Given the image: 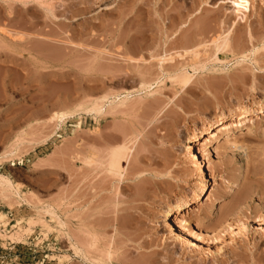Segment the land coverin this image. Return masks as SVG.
<instances>
[{
  "label": "rangeland",
  "instance_id": "obj_1",
  "mask_svg": "<svg viewBox=\"0 0 264 264\" xmlns=\"http://www.w3.org/2000/svg\"><path fill=\"white\" fill-rule=\"evenodd\" d=\"M240 9L0 0V264H264V0Z\"/></svg>",
  "mask_w": 264,
  "mask_h": 264
},
{
  "label": "bare ground",
  "instance_id": "obj_2",
  "mask_svg": "<svg viewBox=\"0 0 264 264\" xmlns=\"http://www.w3.org/2000/svg\"><path fill=\"white\" fill-rule=\"evenodd\" d=\"M247 1L248 0H235V7H239V9L241 8V9H246V3H247ZM240 9V10H241ZM202 32V31H201ZM208 32V31H207ZM3 33V32H2ZM2 33H0L3 37H1V38H4V34H2ZM209 33V32H208ZM207 33V34H208ZM230 31L228 32V33H226L225 32V34L223 35V36H219V37H217V39H215V46H216V48H217V50H220V51H225V50H227L228 49V47H229V41H230ZM208 38H210V36H208ZM207 38V39H208ZM132 39V38H131ZM196 39V38H195ZM6 40V39H5ZM133 40V39H132ZM132 40H130V41H132ZM142 40V39H141ZM143 40H145L144 38H143ZM141 41V42H143V43H141V42H138L137 40V42L138 43H134V44H132V42H131V44H130V42H129V44L130 45H128V47H126V49L125 50H123L122 52L124 53V55L126 54V56H128L129 57V59L131 58L132 59V56H133V58H134V56L135 55H137V54H139V53H142V55H144V52L143 51H146V50H148L149 49V47L150 46H148V45H146L145 43H144V41ZM146 41V40H145ZM197 41V40H196ZM204 41V40H203ZM162 43H168L169 42V45L171 46V44H172V41H169V39L167 38V39H165L164 38V40L163 41H161ZM205 42V41H204ZM182 44V43H181ZM164 45V44H163ZM163 45H161V46H163ZM125 46H127V45H125ZM168 46V45H167ZM118 52H120V51H118ZM123 53H122V55H123ZM119 54V53H118ZM125 56V57H126ZM118 59V58H117ZM121 59V58H120ZM115 60V59H114ZM130 61V60H129ZM185 72V71H184ZM188 73V72H187ZM183 73H181V75H182ZM185 74V73H184ZM189 74V73H188ZM183 75L182 76V78L184 77V76H189V75ZM191 75V74H190ZM191 77H192V75H191ZM191 77L189 78L190 80H191ZM179 78H180V76H179ZM181 78V82H182V80H184V79H186L185 77L182 79ZM187 80V79H186ZM184 83V82H183ZM186 83V82H185ZM190 84V83H189ZM183 85V84H182ZM186 85V84H185ZM184 86V85H183ZM186 86H188V84L186 85ZM262 104V103H261ZM98 106V105H97ZM260 108H261V106L258 108L259 110H260ZM257 109V108H256ZM255 109V110H256ZM259 110H256V111H258L259 112ZM252 111H254V108L253 107H250V108H248V109H242V110H240L238 113H236V116H235V118H231V119H229V120H222V122H220L213 130H211V131H209L207 134H206V138H205V140L204 141H206L208 144H211L212 145V143L214 144V143H217L218 141H219V138H220V136H225L227 139V142L230 144V143H232V144H237V141H238V139H239V136H236V134H235V132H232L231 131V129H232V127L233 126H236V125H238V124H241V119L242 118H246V117H248L251 113H252ZM249 127H251V125L249 126ZM203 141V142H204ZM234 144V145H235ZM201 145V143L199 142V140L198 139H196V140H189L188 142H187V149H188V153H192V156H193V158H192V160L193 161H199V159L200 158H198V156H197V152H196V149H195V147H197V146H200ZM211 146L209 145L208 146V148H210ZM131 148L133 149V147L131 146ZM131 148L130 147H128L125 143L123 144V145H120V146H116V147H114V148H110V149H112V150H110V152L108 153V158H107V160H106V167L108 168V170L109 171H111V172H109V171H107V172H109L110 174L112 173L113 175H114V172H115V175L116 174H118L119 172H120V170H121V168H122V166H121V162L122 161H124L125 162V160H127L128 159V156H129V154H130V152H131ZM211 149V148H210ZM133 153H134V150H133ZM131 157H132V152H131V155H130ZM125 159V160H124ZM128 160H130V159H128ZM107 170V169H106ZM122 174V173H121ZM204 180H205V174L203 173V175L201 176V181L203 182V191L204 190H208V188L206 187L207 185H206V183H204ZM199 198V197H198ZM200 200V199H199ZM199 200H197L196 201V203H197V206H199ZM201 205V204H200ZM190 207V203H189V201L187 202H185V203H183V205L182 204H175L173 207H171V208H168L167 210H166V213H165V215L164 216H166V217H168L169 215H170V213L172 212V215H173V213H174V216H173V221H175L177 218H176V214H177V212H179V211H181L182 209H186V208H189ZM171 225H173V223L171 224Z\"/></svg>",
  "mask_w": 264,
  "mask_h": 264
}]
</instances>
